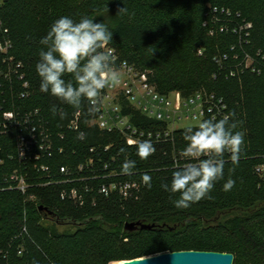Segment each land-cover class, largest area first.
Wrapping results in <instances>:
<instances>
[{
    "label": "trees",
    "instance_id": "16d2710c",
    "mask_svg": "<svg viewBox=\"0 0 264 264\" xmlns=\"http://www.w3.org/2000/svg\"><path fill=\"white\" fill-rule=\"evenodd\" d=\"M120 8L127 11L119 12ZM212 9L221 22L227 18L223 10L232 23L251 25L243 47L237 35L219 32L210 22ZM62 16L104 23L113 33L108 48L114 49L115 66L119 69L127 61V67L143 75L160 96L176 92L189 102L199 93L212 94L222 99L226 114L235 113L230 122L244 133L243 151L237 165L225 155L224 179L216 182L211 198L179 209L173 203L179 193L161 187L170 186L176 163L184 162L179 154L186 127L175 130L171 141L152 142L155 153L141 159L136 145L128 146L120 132L103 131L91 123L96 114H87V100L76 110L40 91L36 64L40 52L47 50L40 40ZM211 28L216 30L213 35ZM5 41L11 47L0 55V249L7 253L3 264H120L179 251L231 253L233 264H264V75L239 67L230 77L228 67L221 69L227 65L223 55L234 66L242 61L243 50L257 62L264 60V0H0V44ZM235 54L239 58L232 62ZM120 99L121 114L134 127H165ZM61 111L67 113L64 119ZM6 112L17 121L42 120L49 135L52 156L44 163L50 166V177L27 164L33 184L27 195L32 199L4 182L25 166L16 158V138L23 127L5 128ZM76 113L79 128L72 131L68 125ZM79 132L86 138L77 139ZM125 156L135 161L131 175L121 172ZM89 158L97 169L107 163L115 175L81 181L79 185L93 188L82 205L62 200L58 167L74 170ZM144 174L152 177L151 189L142 181ZM229 178L235 185L224 191ZM123 181L143 186L126 198L114 191L108 196L96 191L101 184Z\"/></svg>",
    "mask_w": 264,
    "mask_h": 264
},
{
    "label": "clouds",
    "instance_id": "9594fccd",
    "mask_svg": "<svg viewBox=\"0 0 264 264\" xmlns=\"http://www.w3.org/2000/svg\"><path fill=\"white\" fill-rule=\"evenodd\" d=\"M126 11V8L119 9V12ZM112 38V31L104 23L88 17L79 22L68 16L55 20L47 35L40 40L47 49L40 52L36 64L40 91L50 93L76 110L81 108L83 100H87V114L97 113L103 90L121 83V70L115 66L114 49L108 48ZM122 67H127V61L122 62ZM65 76H71V79L65 80ZM52 113L57 115L55 106ZM59 115L64 119L67 113L61 111ZM234 116L233 112L220 119H203L195 127L185 128L183 139L186 143L179 154L184 162L176 163L170 186L161 185L171 194L179 193V198L173 201L176 208L187 209L204 198H211L216 182L224 179L226 154L233 165L239 163L244 133L236 131L237 124L230 122ZM85 138V133H78L77 139ZM136 147L141 159H147L156 151L150 138L137 141ZM134 167L135 161L125 156L122 174L131 175ZM142 181L151 189L149 174H144ZM234 185L235 180L229 178L223 184V190L230 191Z\"/></svg>",
    "mask_w": 264,
    "mask_h": 264
},
{
    "label": "built area",
    "instance_id": "2783aa9c",
    "mask_svg": "<svg viewBox=\"0 0 264 264\" xmlns=\"http://www.w3.org/2000/svg\"><path fill=\"white\" fill-rule=\"evenodd\" d=\"M217 10L212 9V16L210 22L219 26V32H232L234 35L238 36V46L243 47L248 42L249 29L251 25L249 23H232L227 11L223 10L226 19L221 22L220 17L216 15ZM206 24V22H205ZM214 31L212 28L209 30V34L213 35ZM11 45L8 41L0 44V55H4L8 52ZM234 49V46L231 48ZM243 59L241 62L234 64V66L228 63V57L223 55V60L227 63L226 67L221 66V69L225 70L229 68L227 76H234V71L236 68L251 69V72H255L257 75H264V60L261 62L255 61L249 54L245 53L243 50ZM114 55V52H113ZM259 56V53H257ZM257 56V57H258ZM238 55L233 56L232 62L238 60ZM261 59H264L262 57ZM254 60V61H253ZM8 61H11L9 59ZM19 66V65H17ZM234 68V69H233ZM121 75L125 79L121 81L118 90L115 88H107L103 90L101 94V102L99 106V111L96 117L91 121L98 125V127L107 132L118 131L124 136L125 142L128 146H134L137 141H142L146 139H151L153 143L161 141H171L172 133L177 129H182L188 126L179 127L183 119L199 120V122L205 118L216 117L217 119L222 118L225 113V105L222 99H216L212 94L199 93L189 102H184L180 95L176 92L170 93L167 96H160L155 89L145 83V77L135 73L131 68L120 67ZM240 70V71H242ZM22 77L20 76L19 79ZM26 86V83H24ZM124 98L128 103H130L135 109L140 111V113L155 122H162L165 124L163 129L156 130H146L138 127H134L130 122L128 116L121 114V107L119 104L120 98ZM80 114L76 113L68 125V129L72 131L78 130V120ZM2 122L5 128H12L17 126H22V130L18 133L16 138V158L19 162L24 163V167L20 170L16 169L11 174L5 177L4 182L6 187L10 190H15L20 194L26 196L29 189L33 188L31 173L28 171L29 163H32V170H40L42 172L48 173V178L50 177V166L44 163L46 160L52 156V147L49 142V135L44 129L42 120H37L36 122L29 118L23 117L21 121H17L15 116L6 112L2 115ZM105 150H107L105 148ZM61 152V149H59ZM90 152H93L91 149ZM2 161H0L1 163ZM108 164H101V168L97 169L93 158H89L85 163L79 164L74 170L62 165L58 167V173L62 176L60 182L57 184L63 185L64 188L60 191V198L62 200H69L75 204L82 205L84 203V197L87 193L92 192V186H81L79 183L87 180L89 177L91 182L102 179H110L115 175V170H108ZM87 173L86 177H80V173ZM103 172L102 176L99 175ZM101 177V178H100ZM47 183L46 185H50ZM56 184V183H55ZM143 183L137 181H123V182H108L107 184H101L97 188V193L104 196H108L111 192H117L120 196L126 198L133 192L138 191ZM29 199H32L31 195H27ZM93 201V199H92ZM93 203V202H92ZM23 231H25L23 229ZM18 254H20L21 249H18ZM7 253L0 249V264L4 263Z\"/></svg>",
    "mask_w": 264,
    "mask_h": 264
},
{
    "label": "water",
    "instance_id": "95a60500",
    "mask_svg": "<svg viewBox=\"0 0 264 264\" xmlns=\"http://www.w3.org/2000/svg\"><path fill=\"white\" fill-rule=\"evenodd\" d=\"M127 228L131 229L132 226L129 225ZM122 264H233V255L231 253L205 251L165 252L122 261Z\"/></svg>",
    "mask_w": 264,
    "mask_h": 264
},
{
    "label": "rangeland",
    "instance_id": "374dc122",
    "mask_svg": "<svg viewBox=\"0 0 264 264\" xmlns=\"http://www.w3.org/2000/svg\"><path fill=\"white\" fill-rule=\"evenodd\" d=\"M123 79H125V78L123 77V75H121V81H123ZM119 85H121V83ZM119 85L116 87L117 88L116 91L118 90ZM198 123H199V120H192L189 118V119H183L180 123H178V126L179 127L195 126V125H198ZM120 264H122V263H120Z\"/></svg>",
    "mask_w": 264,
    "mask_h": 264
}]
</instances>
